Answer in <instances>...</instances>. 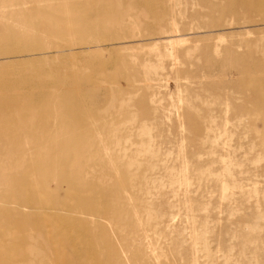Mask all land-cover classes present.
<instances>
[{"label":"rangeland","instance_id":"obj_1","mask_svg":"<svg viewBox=\"0 0 264 264\" xmlns=\"http://www.w3.org/2000/svg\"><path fill=\"white\" fill-rule=\"evenodd\" d=\"M261 7L0 0L1 20L71 24L51 33L31 21L44 46L100 44L34 66L0 59V87L41 103L0 116V237H61L83 264H106L94 237L122 264H264ZM242 63L262 73L240 84L223 75ZM33 68L60 76L84 111L53 108L64 97L50 98L51 76ZM79 197L100 212L75 208Z\"/></svg>","mask_w":264,"mask_h":264},{"label":"bare ground","instance_id":"obj_2","mask_svg":"<svg viewBox=\"0 0 264 264\" xmlns=\"http://www.w3.org/2000/svg\"><path fill=\"white\" fill-rule=\"evenodd\" d=\"M149 1V0H143ZM250 4L260 11L261 6L264 5V0H249ZM257 2V3H256ZM110 3V2H109ZM264 9V7H263ZM30 18L24 19H0V59L17 58L23 59L24 63L29 65H36V61L41 59H52L57 55L67 53L71 57L75 49L85 50L94 47H100V44H95V41L80 40L82 43H75L73 40L63 41L57 40L54 43L44 46L39 41L40 34L35 29L31 28V21L41 31L49 30L51 33L60 31L66 34L71 33L70 26L66 22L61 26L59 21L56 20V15H53L54 21L49 20L47 23L37 21L28 14ZM21 15L16 14L19 18ZM44 18H49V14H42ZM37 17V16H35ZM34 17V18H35ZM57 21V23L55 22ZM27 25L26 34L21 29V26ZM60 26V27H59ZM28 33H34L36 39L28 37ZM39 36V37H38ZM39 40H38V39ZM40 65V64H37ZM33 76L36 77L37 73L48 74L51 76V82L47 84L46 93L50 98L57 94L63 95L64 99L60 102H53L52 107L56 109L70 110V102L67 100L71 96H78L77 92L73 89L63 90L62 87L66 85L60 76L53 74L50 70L46 69H32ZM257 69H249L246 65L239 64L233 65L228 70H224L223 75L231 74L236 79L238 84L249 78H255L260 75ZM47 79H40L41 84L46 83ZM77 84V80H75ZM74 91V95L71 94ZM33 94L34 91L26 92V94ZM6 90L0 87V116L1 114L11 113L17 110L34 108L41 104L39 101L34 102L31 99L24 98L21 95L11 96ZM41 96V95H40ZM76 111H84V107H73ZM55 177V172L52 174ZM65 181V179L60 178ZM61 181V182H63ZM3 204V203H2ZM77 209H95L100 212L97 204L90 198H81L76 204ZM92 247L96 248H109L108 255L106 256V264H122L121 255L118 254L117 248L110 241H101L99 238L94 237V243L91 242ZM78 258V257H77ZM74 248L69 241L61 237H0V264H83L78 258L77 260ZM123 258V257H122ZM124 259V258H123Z\"/></svg>","mask_w":264,"mask_h":264}]
</instances>
